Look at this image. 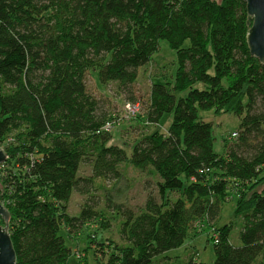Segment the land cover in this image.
<instances>
[{"label": "trees", "instance_id": "trees-1", "mask_svg": "<svg viewBox=\"0 0 264 264\" xmlns=\"http://www.w3.org/2000/svg\"><path fill=\"white\" fill-rule=\"evenodd\" d=\"M246 22L242 0H0V203L16 264H70L60 231L69 238L93 221L107 229L105 210L123 220L119 243L90 242L96 264H205L189 251L167 255L199 225L216 232L213 264H264V64L250 56ZM163 41L175 75L150 85L145 124L166 114L171 122L165 133L140 136L128 157L105 130L128 119L125 105L108 114L85 75L96 69L100 84L136 104L138 69ZM199 111L239 119L221 153ZM124 163L155 179L139 212L116 205L111 192ZM73 193L83 197L74 218ZM230 200L241 219L238 245L233 222L216 227Z\"/></svg>", "mask_w": 264, "mask_h": 264}, {"label": "rangeland", "instance_id": "rangeland-1", "mask_svg": "<svg viewBox=\"0 0 264 264\" xmlns=\"http://www.w3.org/2000/svg\"><path fill=\"white\" fill-rule=\"evenodd\" d=\"M187 46V43L185 44ZM176 64L175 54L171 51L165 41L160 43V48L155 52L149 62L138 69V77L134 84V97L135 101L140 104V114L135 117H128L120 121L119 125H113L111 129V142L110 144L123 148L130 156L131 148L135 141L144 134H151L154 131H161L165 133L170 122L171 114L164 115L163 119L157 126H148L145 124V108L146 101L148 99L150 85L152 83H170L173 81L175 75ZM85 83L87 91L101 100L104 103V108L111 115H121L123 106L130 101L124 95L120 94L115 84L108 85L100 84L98 80V74L96 69L88 70L85 75ZM195 89H203L201 84H196ZM186 92L177 94V97H184ZM199 116L203 118L204 122L212 124L213 130V149L217 153H221L223 149L224 138H228L231 133L238 131L239 119L233 114L221 113L214 114L213 111H199ZM122 170V179L118 182V187H114L111 192L113 198H115L116 205H123V207L139 212L142 208L145 198L149 192L155 194V179L152 175L146 176L140 174L135 170L131 164L124 163L120 167ZM80 175L86 176L89 174V167L84 165L80 169ZM103 184V181H97ZM95 191L97 201L100 205V209L103 208L104 194L105 192L99 189ZM109 188V184H106ZM83 197L77 193H73L72 197L67 205V213L69 217H76L79 213L80 204ZM235 201L230 200L223 203L219 220L216 224L217 228L223 227L231 222L234 223V228L231 233V242L234 245H238V233L241 225V219L236 218L235 214ZM106 218H110V226L107 229H99L98 222H91L82 229L80 232L69 237L64 230H61L59 236L64 240V246L69 249V262L70 264H77V259L72 255L74 254L78 258V262L86 260L89 264H96L93 256V251L87 249L90 242L93 240L111 239L116 243L118 240L119 223L122 221V217L105 210ZM194 232L190 233L188 241L179 249L171 250L167 253L169 257L182 255L184 252L189 251L193 253L197 260L205 264H213V242L211 238L215 236V231L207 225H199L194 227ZM90 234V239L89 235ZM95 238V239H93ZM93 244V243H92ZM94 246V245H92ZM95 247V246H94ZM104 262V260H103Z\"/></svg>", "mask_w": 264, "mask_h": 264}, {"label": "water", "instance_id": "water-1", "mask_svg": "<svg viewBox=\"0 0 264 264\" xmlns=\"http://www.w3.org/2000/svg\"><path fill=\"white\" fill-rule=\"evenodd\" d=\"M242 1L246 4V44L250 56L264 64V0ZM6 160V152L0 147V166ZM9 218V211L0 203V220L3 222V225H0V264H16V254L8 229Z\"/></svg>", "mask_w": 264, "mask_h": 264}, {"label": "built area", "instance_id": "built-area-1", "mask_svg": "<svg viewBox=\"0 0 264 264\" xmlns=\"http://www.w3.org/2000/svg\"><path fill=\"white\" fill-rule=\"evenodd\" d=\"M124 109H125V113H126L125 115L127 118L128 117H135L140 112V105L138 103H136V104L128 103V104H125ZM111 127H112L111 125H107L105 127V130L110 131ZM231 137L232 138L235 137V133H232Z\"/></svg>", "mask_w": 264, "mask_h": 264}]
</instances>
